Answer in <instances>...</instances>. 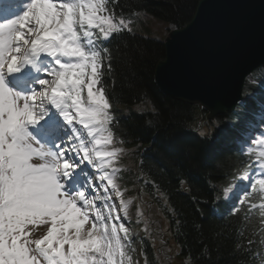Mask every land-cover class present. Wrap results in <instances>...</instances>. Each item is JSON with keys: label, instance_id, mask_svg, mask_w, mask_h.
I'll use <instances>...</instances> for the list:
<instances>
[{"label": "snow or ice", "instance_id": "1", "mask_svg": "<svg viewBox=\"0 0 264 264\" xmlns=\"http://www.w3.org/2000/svg\"><path fill=\"white\" fill-rule=\"evenodd\" d=\"M108 3L24 0L15 11L14 0H0V264H133L132 239L107 194L110 186L127 216L112 168L119 150L106 148L112 54L103 43L129 22H117ZM252 143L261 146L259 169L246 179L264 201V138ZM89 166L102 173L104 196Z\"/></svg>", "mask_w": 264, "mask_h": 264}, {"label": "trees", "instance_id": "2", "mask_svg": "<svg viewBox=\"0 0 264 264\" xmlns=\"http://www.w3.org/2000/svg\"><path fill=\"white\" fill-rule=\"evenodd\" d=\"M198 0H109L114 18L143 12L157 20L182 27L194 14ZM112 54V70L105 59L104 88L111 103L112 132L127 148L134 149L133 162L120 182L134 184V169L141 152L139 174L146 195L155 198L172 241V263L176 264H264V222L257 211L242 206L225 217L229 207L221 200V189L242 159L225 147L243 122L242 112L216 117L210 132L195 129L201 122L197 107L162 95L153 81L155 65L163 60V46L135 33L116 34L103 43ZM107 55V54H105ZM264 68V67H263ZM261 76L264 78V69ZM260 82L264 81L260 78ZM239 111L251 105V96L261 92L246 85ZM148 102L150 110L123 114L124 107ZM219 150V152H218ZM135 189V187H134ZM185 189V190H184ZM249 241L252 243L250 244ZM147 249L149 264H165V257Z\"/></svg>", "mask_w": 264, "mask_h": 264}, {"label": "water", "instance_id": "3", "mask_svg": "<svg viewBox=\"0 0 264 264\" xmlns=\"http://www.w3.org/2000/svg\"><path fill=\"white\" fill-rule=\"evenodd\" d=\"M187 25L169 34L153 79L168 98L232 112L244 79L264 65V0H199Z\"/></svg>", "mask_w": 264, "mask_h": 264}, {"label": "rangeland", "instance_id": "4", "mask_svg": "<svg viewBox=\"0 0 264 264\" xmlns=\"http://www.w3.org/2000/svg\"><path fill=\"white\" fill-rule=\"evenodd\" d=\"M146 28L148 29L147 31H144V29L141 27V25L139 24L138 26H139V29H138V31L141 33V34H143V35H145V36H147V37H152V38H155V39H163L166 35H167V29H166V27H167V25L165 26V24H163V23H161V22H159V21H155V20H151V19H147L146 20ZM248 80H251L252 81V79H248ZM122 108H123V114L124 115H127V114H129L130 112H135V113H142V112H145V111H148V110H150V108H151V106H150V104L148 103V102H146V103H144V104H140V105H134V106H130V107H124V106H121ZM257 137L258 138H260V139H262L261 138V136H260V134H258L257 135ZM264 138V137H263ZM242 146H243V144H242ZM245 146V148H248V145H247V143L244 145ZM260 147L261 146H259L258 144H256L255 146H252L251 147V149H255V150H257V151H259L260 150ZM103 187V186H102ZM108 192H109V196L111 197V199L113 198L112 197V194L114 193V191L111 189V187H109L108 188ZM238 194V192H227V193H225V199L226 200H230V197L232 196V197H236V195ZM236 199H237V197H236ZM239 199H237V201H238ZM129 202V201H128ZM239 202V201H238ZM114 203V205H116L117 204V201H111V202H109V204H113ZM120 212H119V210H118V214H119ZM115 215V214H114ZM153 217V214L151 213V212H147L146 213V218L147 219H149V218H152ZM120 222H122V223H125V222H123L122 220L120 221ZM146 222V221H145ZM125 225V224H124ZM164 226V225H163ZM162 226V227H163ZM125 227H126V225H125ZM128 230H129V228L128 227H126ZM139 226H134V225H132L131 226V231H132V234H136L138 231H139Z\"/></svg>", "mask_w": 264, "mask_h": 264}, {"label": "bare ground", "instance_id": "5", "mask_svg": "<svg viewBox=\"0 0 264 264\" xmlns=\"http://www.w3.org/2000/svg\"><path fill=\"white\" fill-rule=\"evenodd\" d=\"M40 234H42V229L41 230H37V232H36L37 236L40 235Z\"/></svg>", "mask_w": 264, "mask_h": 264}]
</instances>
